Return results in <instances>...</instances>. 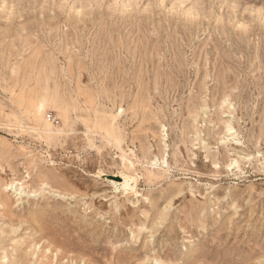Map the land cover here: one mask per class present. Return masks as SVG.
Wrapping results in <instances>:
<instances>
[{"label":"rangeland","instance_id":"rangeland-1","mask_svg":"<svg viewBox=\"0 0 264 264\" xmlns=\"http://www.w3.org/2000/svg\"><path fill=\"white\" fill-rule=\"evenodd\" d=\"M0 264H264V0H0Z\"/></svg>","mask_w":264,"mask_h":264},{"label":"bare ground","instance_id":"bare-ground-1","mask_svg":"<svg viewBox=\"0 0 264 264\" xmlns=\"http://www.w3.org/2000/svg\"><path fill=\"white\" fill-rule=\"evenodd\" d=\"M150 174H152V173H150ZM113 177L122 179V182H119V181L118 182H115V184L120 185L122 187V189L127 190V189H130L131 188L133 190V192H134L133 194H137L138 193L134 189L135 188V185H136V180L135 179H133V182L132 183H129L128 182V179L122 177L121 175H113Z\"/></svg>","mask_w":264,"mask_h":264}]
</instances>
